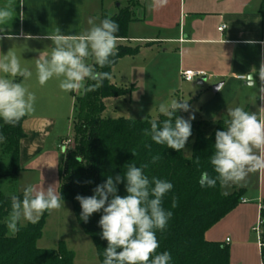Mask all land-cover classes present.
Returning <instances> with one entry per match:
<instances>
[{
    "label": "crops",
    "instance_id": "obj_1",
    "mask_svg": "<svg viewBox=\"0 0 264 264\" xmlns=\"http://www.w3.org/2000/svg\"><path fill=\"white\" fill-rule=\"evenodd\" d=\"M118 1L128 2L0 0V7L11 4L15 10L14 18L0 25L4 30L0 33L3 37L0 55L9 50L16 53L21 66L31 71L32 76L27 80L19 76L15 79L36 96L35 111L25 116L23 124L26 137L20 143L18 188L8 194L0 190L5 195H20L28 185L40 189L51 185L59 194L65 153L60 155L58 144L70 136L67 128L61 129L58 91L50 93L51 98L55 96L53 102L46 101L48 90H61L59 80L53 78L41 86L36 76V60L42 51L51 52L52 41L47 37L55 34L57 28L62 34L81 35L91 27L89 19L99 24L104 13L118 14L119 10L113 8ZM150 3L151 0H143L142 7L134 11L136 21L129 26L128 38L118 40L117 47L138 48L134 57L149 52L152 61L160 57L154 54L155 48H163V56L174 60L175 77L181 83L193 86L208 82L212 90L221 84L216 93L207 96L200 121H225L227 110L235 107L264 117V92L260 91L264 83L258 74L254 76L256 87L247 83L248 74L255 73L264 58V0H168L167 6L158 10L150 9ZM223 25L227 28L220 32ZM6 34L13 38L8 39ZM188 70L205 72L207 77L202 84L199 82L203 79L196 80V84L185 82L181 73ZM258 173L257 187L256 183L249 188L234 184L222 186L224 195L237 190H244L245 194L239 207L206 233L207 241L224 243L230 248L232 264L235 253L250 248L254 251V264H262L258 244L256 247L250 242L264 200V169ZM248 189L254 190L253 196H249L252 192Z\"/></svg>",
    "mask_w": 264,
    "mask_h": 264
},
{
    "label": "clouds",
    "instance_id": "obj_2",
    "mask_svg": "<svg viewBox=\"0 0 264 264\" xmlns=\"http://www.w3.org/2000/svg\"><path fill=\"white\" fill-rule=\"evenodd\" d=\"M168 0H151L148 5L152 10L166 7ZM22 6V5H21ZM11 4L0 7V25L14 18ZM23 15V13H21ZM91 27L81 35L56 33L47 38L52 41L51 52L42 51L36 60V76L41 86L57 78L59 88L65 92L83 90L85 93L102 87L105 80L112 76L107 71H97L111 66L112 57L118 55L119 24L109 17L99 24L89 19ZM4 32L0 29V33ZM8 39L13 37L6 34ZM3 37H0L2 39ZM92 62L89 63L88 61ZM258 74L264 83V58L255 73L248 74V85L256 87L254 76ZM25 80L32 72L23 68L15 52L9 50L0 55V120L4 124L16 126L25 116L35 111L36 96L25 84L17 82L16 77ZM86 81H93L87 84ZM220 87V86H219ZM264 92V87L260 89ZM188 100L172 99L161 103L158 112L166 119L158 122L149 121L150 128L143 130V135L158 145H166L176 151L185 148L191 136V119L176 115L179 111L188 112ZM226 127L215 132L214 151L210 164L215 176L202 172L201 186L215 187L243 185L250 173L264 169V117L246 111L243 107L229 108ZM5 137L0 133V143ZM145 147L151 150L150 144ZM135 155V152H132ZM160 160L159 155L152 156L153 164ZM199 167L200 158L196 157ZM148 165L129 164L127 170L107 179L93 189V195H77L75 199L81 206L80 219L85 223L93 213L103 211L99 220L101 238L107 241L104 248L103 264H169L172 257L167 251L157 253L160 243L156 232L166 229L173 213L163 207V198L172 189L173 184L158 177H149L144 169ZM89 183H91L89 181ZM124 183L126 195L118 194V185ZM61 194L53 186L40 189L28 185L23 190L22 199L11 196V212L6 221L8 230L15 234L20 230V222L26 220L37 223L45 212L59 210L63 204ZM173 197V207L176 206Z\"/></svg>",
    "mask_w": 264,
    "mask_h": 264
},
{
    "label": "trees",
    "instance_id": "obj_3",
    "mask_svg": "<svg viewBox=\"0 0 264 264\" xmlns=\"http://www.w3.org/2000/svg\"><path fill=\"white\" fill-rule=\"evenodd\" d=\"M106 17L109 15L104 13L101 20ZM110 18L119 24L116 33L118 40L127 39L129 26L136 21L133 10L130 7L121 9ZM138 51V48L121 45L118 47V55L111 58L112 65L103 69L96 66V70L110 72L112 76L113 68L121 59L134 57ZM130 90L105 80L101 88L76 99L73 126L77 146L74 151L64 152L59 191L62 201L73 205L78 224L92 239L98 259L103 264L107 241L101 238L102 230L98 223L103 211L93 213L85 223L80 219L82 209L75 197L78 194L93 195L97 185L103 183L109 175H123L129 164H147L148 167L144 169L146 175L173 184V189L163 198V207L173 215L164 232H156L160 243L157 253L169 252L172 257L169 264H232L230 248L224 243L207 241L206 233L239 207L245 192L237 190L224 195L219 182L215 187L206 184L202 187L200 182L202 172L216 175L210 164V156L214 151L215 132L226 127L224 121L191 123L195 142L191 158L187 159L183 149L176 151L166 145H158L143 135V130L150 128L151 119L102 118L104 100L124 97ZM185 113L179 111L176 115L184 117ZM25 118L14 127L0 120V133L5 137L4 142L0 143V152L9 162L7 169L0 174V180L9 178L17 181L21 171L20 143L26 137L23 129ZM164 119L166 117L161 116L157 121L162 122ZM145 144H150L151 150ZM154 155L160 156L155 164L151 162ZM196 157L200 158L199 167L195 163ZM118 194H127L124 183L118 185ZM18 197L22 199V196ZM173 197L177 198L175 207ZM262 208L264 219V200ZM10 212L11 196L0 191V264H74L75 254L64 242H60L56 250L37 247V242L43 236L47 212L37 223H29L20 227L19 232L9 235L4 219Z\"/></svg>",
    "mask_w": 264,
    "mask_h": 264
},
{
    "label": "rangeland",
    "instance_id": "obj_4",
    "mask_svg": "<svg viewBox=\"0 0 264 264\" xmlns=\"http://www.w3.org/2000/svg\"><path fill=\"white\" fill-rule=\"evenodd\" d=\"M142 5L143 0L118 1L113 8L115 11H120L121 9L130 7L134 12L138 8H141ZM162 49L155 48L154 54L160 57L154 61L150 60V53L145 51L148 52L146 55H139L134 58L127 57L124 61L118 62L119 65L112 70L111 83L117 87L131 90L124 97L104 100L105 111L101 115L103 119L159 120L163 116L158 112L159 105L161 103H168L172 99H177L188 100L190 110L185 113L184 119L187 120L194 116V119L190 121L191 123H196L201 120V112L207 103L208 95L211 96L214 92L212 86L209 87L208 82L198 85L195 81L194 84L196 85L193 86L191 84L181 83L175 77L174 60L172 57L166 59L167 57L163 56ZM88 62L91 63V61ZM133 66L142 68V70L134 69ZM57 91L59 97L58 102L61 104L59 108V115L62 118V122L60 123L61 129L66 131L67 128V136L69 135L70 137L65 140H71L72 142L66 152L74 151L77 146L73 126V120L76 114L75 101L77 98L83 96L85 92L83 90L73 92L48 90L47 92L49 93L46 101L53 102L52 99H55V96L51 98L50 93ZM191 133L183 149L184 157L187 159L191 158L192 147L195 142L194 130ZM59 153L62 155L63 151L59 150ZM8 165V160L0 152V174L4 173ZM258 178V171L250 173L246 181L243 182L242 187H253L251 185L252 183H256L257 187ZM16 182L8 178H3L0 180V190L5 191L7 194L14 190L16 191L18 188ZM253 191L249 190V192H252L249 196H253ZM22 194H17V196H21ZM61 203L63 204V202ZM47 213V224L43 230L42 238L37 242L38 248L56 250L60 242H65L68 249L75 254L74 264H101L98 259L96 247L92 239L84 233L78 224L73 205L70 202H64V207L62 206L59 210H53ZM8 216L4 219L5 224ZM29 223L26 220H22L19 227H24ZM8 234L14 235L9 230ZM250 242L257 247V236L254 231H252ZM253 252V248H250L235 253L233 264H254Z\"/></svg>",
    "mask_w": 264,
    "mask_h": 264
},
{
    "label": "built area",
    "instance_id": "obj_5",
    "mask_svg": "<svg viewBox=\"0 0 264 264\" xmlns=\"http://www.w3.org/2000/svg\"><path fill=\"white\" fill-rule=\"evenodd\" d=\"M226 28H227V26L223 25L219 28V31L224 32ZM206 77H207L206 73L202 72V71L188 70V71L181 73V78L185 82H194L196 80H202ZM71 143H72L71 140H62L58 144V149L63 151V152H66L67 149L69 148V146L71 145ZM262 210H263V208H260L257 223H256V226L253 229V231L256 233V236H257V244H258V248H259V252H260V256H261V261H262L261 263L264 264V241H263L264 219L261 215Z\"/></svg>",
    "mask_w": 264,
    "mask_h": 264
},
{
    "label": "water",
    "instance_id": "obj_6",
    "mask_svg": "<svg viewBox=\"0 0 264 264\" xmlns=\"http://www.w3.org/2000/svg\"><path fill=\"white\" fill-rule=\"evenodd\" d=\"M204 81H205V79H203L202 81H200L199 84H202ZM219 86L221 87V84H219V85H217V86L214 87L213 90H214L215 93L220 89Z\"/></svg>",
    "mask_w": 264,
    "mask_h": 264
}]
</instances>
